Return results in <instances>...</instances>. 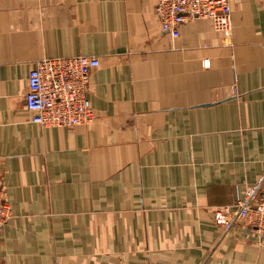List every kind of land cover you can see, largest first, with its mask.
Masks as SVG:
<instances>
[{
	"label": "crops",
	"instance_id": "crops-1",
	"mask_svg": "<svg viewBox=\"0 0 264 264\" xmlns=\"http://www.w3.org/2000/svg\"><path fill=\"white\" fill-rule=\"evenodd\" d=\"M158 0H0V264H264L217 208L264 178V0L231 35L195 19L171 38ZM96 57L87 125L42 128L24 106L45 58Z\"/></svg>",
	"mask_w": 264,
	"mask_h": 264
},
{
	"label": "built area",
	"instance_id": "built-area-1",
	"mask_svg": "<svg viewBox=\"0 0 264 264\" xmlns=\"http://www.w3.org/2000/svg\"><path fill=\"white\" fill-rule=\"evenodd\" d=\"M246 0H158L154 14L162 33L171 38L180 36L187 22L203 19L211 22L214 31L230 36L231 4ZM99 67L96 57L70 56L45 58L35 63L27 79L28 91L24 106L31 122L42 128H72L89 124L95 117L88 98L90 77ZM11 217L0 186V227ZM214 223L225 231L237 221L249 228L253 237L264 244V178L257 186L230 207L213 212Z\"/></svg>",
	"mask_w": 264,
	"mask_h": 264
},
{
	"label": "rangeland",
	"instance_id": "rangeland-1",
	"mask_svg": "<svg viewBox=\"0 0 264 264\" xmlns=\"http://www.w3.org/2000/svg\"><path fill=\"white\" fill-rule=\"evenodd\" d=\"M154 9H155V8H154ZM259 181H260V180H259ZM258 183H259V182H258ZM258 183H257V184H258ZM256 186H257V185H256ZM254 187H255V186H254ZM252 188H253V187H252ZM250 189H251V188H250ZM248 190H249V189H248ZM213 220H214V218H213ZM233 225H234V224H233ZM217 226H218V225H217ZM219 227H220V226H219ZM220 228H221V227H220ZM222 229H223V228H222ZM223 230H224V229H223ZM224 231H225V230H224ZM228 231H229V230H228Z\"/></svg>",
	"mask_w": 264,
	"mask_h": 264
}]
</instances>
